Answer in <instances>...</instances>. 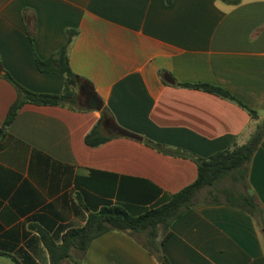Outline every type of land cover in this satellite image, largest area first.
Masks as SVG:
<instances>
[{
    "label": "crops",
    "instance_id": "crops-1",
    "mask_svg": "<svg viewBox=\"0 0 264 264\" xmlns=\"http://www.w3.org/2000/svg\"><path fill=\"white\" fill-rule=\"evenodd\" d=\"M67 30L75 31L69 66L92 83V107L26 102L2 128L18 96L5 72L30 91H62L63 76L38 70L35 56L58 50ZM0 66V264H50L49 249L57 258L68 230L84 226L102 200L114 202L107 173L168 193L196 178L192 159L145 139L201 157L246 141L258 120L244 107L178 83L221 87L262 119L264 0H0ZM102 107L130 134L91 146L85 137ZM247 181L264 208V137ZM204 192L172 220L161 253L171 264H264V226ZM145 236L109 230L60 264H160Z\"/></svg>",
    "mask_w": 264,
    "mask_h": 264
},
{
    "label": "trees",
    "instance_id": "trees-1",
    "mask_svg": "<svg viewBox=\"0 0 264 264\" xmlns=\"http://www.w3.org/2000/svg\"><path fill=\"white\" fill-rule=\"evenodd\" d=\"M220 1L228 5H235L240 2V0ZM74 32L67 30L64 45L48 57L39 58L37 55L35 56L38 70L59 73L63 76V88L60 93L48 94L30 91L16 82L8 72H5L3 77L17 88L18 96L9 107L1 125L2 128L9 125L18 109L26 102L62 105L78 110L92 107V98L97 96L92 83L75 73L68 62V47ZM29 37L32 41V34ZM165 74L161 71L162 76ZM178 84L200 88L236 101L248 111L252 119L258 120L255 129L244 143H234L232 147L217 151L207 157L197 156L187 151H179V149L145 139L146 144L165 153L192 159L197 167L196 178L179 191L168 193L144 178L107 173L115 185V194L112 191L109 193V197H114V202L111 199L102 200L99 211L90 213L84 226L68 230L63 235L60 246L61 252L57 258L53 257V250L49 249L50 264H60V260L68 256V251L72 247L85 250L92 239L109 230L145 233L146 236L142 245L160 264H171L167 257L161 253L160 246L169 237V225L172 220L192 206L197 201V196L201 191L207 193V201H221L244 210L255 219L258 226H264V208L250 190L247 181L250 160L264 137V117L258 119L255 110L243 105L234 95L221 87L206 83ZM121 130L108 108L102 107L101 116L86 135L85 142L91 146L98 145L109 138L123 135ZM261 237L264 248V232L261 233Z\"/></svg>",
    "mask_w": 264,
    "mask_h": 264
},
{
    "label": "water",
    "instance_id": "water-1",
    "mask_svg": "<svg viewBox=\"0 0 264 264\" xmlns=\"http://www.w3.org/2000/svg\"><path fill=\"white\" fill-rule=\"evenodd\" d=\"M94 101L96 102L97 107H100V106H101V104H100V102H99L98 99L94 98ZM2 131H3V130H2V128L0 127V135H1ZM121 132H122L123 134H130V133H128V132L125 131V130H121Z\"/></svg>",
    "mask_w": 264,
    "mask_h": 264
},
{
    "label": "rangeland",
    "instance_id": "rangeland-1",
    "mask_svg": "<svg viewBox=\"0 0 264 264\" xmlns=\"http://www.w3.org/2000/svg\"><path fill=\"white\" fill-rule=\"evenodd\" d=\"M250 133H251V132H250ZM226 182H228V181H226ZM202 196H207V193L204 192L203 194H201V197H202ZM258 221L260 222V220H258ZM260 224H261V223H260ZM147 251H148V250H147ZM81 261H82V260H77L76 263H77V264H80Z\"/></svg>",
    "mask_w": 264,
    "mask_h": 264
}]
</instances>
